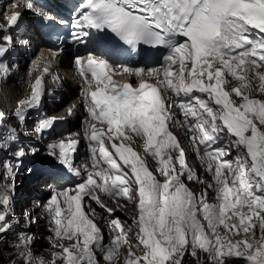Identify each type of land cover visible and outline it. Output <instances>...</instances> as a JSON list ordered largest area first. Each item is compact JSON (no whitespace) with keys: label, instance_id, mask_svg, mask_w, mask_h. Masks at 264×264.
<instances>
[{"label":"snow or ice","instance_id":"6c2138e0","mask_svg":"<svg viewBox=\"0 0 264 264\" xmlns=\"http://www.w3.org/2000/svg\"><path fill=\"white\" fill-rule=\"evenodd\" d=\"M21 4L45 25L67 24L35 0L5 7L7 27L0 36L5 82L10 68L3 58L13 47L10 30L22 21ZM74 12L69 32L74 45H87L93 33H111L128 54L142 56L140 45L166 54L159 67L114 63L92 52L74 58L90 120L83 130L89 157L74 163L81 133L47 144L56 174L79 180L74 188L54 191L44 205L52 246L60 249L51 264H264V0H81ZM53 35L59 43L47 51L55 62L64 40ZM117 74L128 79L117 83ZM45 75H51L47 67L19 102L15 116L21 128L42 102ZM227 77L238 82L230 91ZM57 122L40 119L37 138L54 133ZM173 126L185 130L211 181L188 166ZM138 142L143 154L134 148ZM39 151L26 149L19 130L5 126L0 112V152L14 158L0 165L9 181L0 185V242L10 228L16 171ZM186 181L203 190L193 192ZM211 193L214 203L208 202ZM100 194L120 208L132 206L131 222L122 221ZM90 201L106 214L108 243L98 221L89 218L100 215ZM27 220L36 222L31 215ZM132 232L139 252L129 245ZM32 241L19 234L9 264H45L34 256Z\"/></svg>","mask_w":264,"mask_h":264},{"label":"rangeland","instance_id":"374dc122","mask_svg":"<svg viewBox=\"0 0 264 264\" xmlns=\"http://www.w3.org/2000/svg\"><path fill=\"white\" fill-rule=\"evenodd\" d=\"M9 82H10V84H9ZM6 85H5V87H3V88H5V90L3 91V94H2V97L0 98V99H2V100H4V101H6V102H8V99H10V97L12 98H14V99H17L18 98V96H16L17 95V93L19 94V90H18V92L16 93V94H14V92L11 90V82H13V81H9ZM2 88V89H3ZM9 89H10V92H9ZM22 88H21V93H22ZM13 92V93H12ZM15 96V97H14ZM0 165H2V161H0ZM6 175H7V173H6V171L4 170V168L3 167H0V185H3V184H5V183H8L9 181H7V180H5V177H6ZM34 183V181H32L31 182V184H33ZM28 184H30L29 182H28ZM17 185L18 184H15V192H16V187H17ZM190 185L191 184H188V188L189 189H191L190 188ZM201 187V186H200ZM200 187L198 188V190H201L200 189ZM26 190V188L24 187L23 188V191H25ZM192 190V189H191ZM193 191V190H192ZM19 192V191H18ZM12 199H15L14 198V196L12 197ZM21 200L20 199H18L17 201H16V203H15V205L18 207L19 205H18V203H21L20 202ZM28 202H30V201H28ZM14 203V202H13ZM32 203H33V206H35V204H34V201H32ZM32 203H30V204H32ZM29 204V205H30ZM26 211H24V212H21L22 210H19L18 208H16V207H14L13 208V210H12V212H11V214L9 215V217H12L13 219H12V221L13 222H16V226H18V227H23L24 225H26V224H30V225H32L33 223H29L28 222V220H27V215H29V210L28 209H25ZM40 210L38 209V210H36V212H37V214L38 215H36V216H40L41 218H43V212L42 211H40ZM131 212L130 213H133V208L131 207V210H130ZM39 212V213H38ZM127 212V211H126ZM24 213V214H23ZM97 213H98V211H97ZM97 217H100L101 215H96ZM17 217H18V219H17ZM122 217H126L127 218V216L124 214V215H122ZM23 221V222H21V220ZM24 219H26L27 221H25ZM32 219H33V214H32ZM131 220V219H130ZM25 221V222H24ZM131 222V221H130ZM34 226V225H33ZM34 230L36 229L37 230V233H35V235L33 236V241H32V245H31V250H32V252H33V254H34V256L37 258V259H40V260H43V261H45V264H46V262L48 261V254L50 253V251H52V248H53V243H55L56 241L55 240H53V239H50V237H52L51 235H49V233H48V230H47V228H46V231L44 230V228H41L37 223H35V226H34V228H33ZM10 232H14L16 235H17V231L15 230L14 231V228L13 229H11L10 230ZM21 233V232H20ZM133 233V239H132V242H133V250L134 251H136V252H139V249L138 248H136L135 247V233L134 232H132ZM34 234V233H33ZM130 234V233H129ZM45 235V236H44ZM18 237V236H17ZM32 237V236H31ZM234 239H235V237H234ZM8 242V243H7ZM6 242V240H3V242H2V246L4 247V248H7L8 246H10L11 247V245H8V244H10L11 242H9V241H7Z\"/></svg>","mask_w":264,"mask_h":264},{"label":"bare ground","instance_id":"6f19581e","mask_svg":"<svg viewBox=\"0 0 264 264\" xmlns=\"http://www.w3.org/2000/svg\"><path fill=\"white\" fill-rule=\"evenodd\" d=\"M61 3H63V4H65V5H68L69 3H68V0H61ZM7 84V83H6ZM10 84V83H9ZM12 84V83H11ZM66 88L69 90V91H71V89H72V83L71 82H67V85H66ZM11 90L14 92V94H16L17 92H18V90H19V94L17 93V95L16 96H20L21 95V87L20 86H18L17 84H15V82H13V84L11 85ZM59 91V90H58ZM12 92V93H13ZM15 97V96H14ZM65 99L64 98H59V99H56V98H53V104L55 105V109L53 110V111H56L63 103H65ZM200 178L201 179H203V180H208L209 179V177H208V175L207 174H202L201 176H200ZM34 181V185H36L37 183L39 184L40 182H42V180L40 179V178H37L36 180H33ZM32 182V181H31ZM31 182H29L30 184H31ZM32 185V184H31ZM201 186V187H200ZM200 187V189L201 190H203V185H201V184H199V183H197V184H195L194 186L192 185V189L195 191V193L196 192H198V188ZM24 188V187H23ZM27 190H25L24 192H26ZM54 191H56L55 190V185H53V186H51V187H49V188H46L42 193H40V194H36V195H33L34 197H35V200H36V204H35V206H30L29 204L31 203V201L30 202H28L33 196H28L26 199L24 198V199H20L21 201V203H18V207H22L24 204H26V207L24 208V210L25 209H28L29 211H30V214L29 215H31V214H33V216H35V215H38L37 214V212H36V210H40V211H44V205L46 204V202L48 201V199L50 198V196L54 193ZM19 192H20V190H19ZM131 206H128V207H125V208H120L119 206H118V208H120V209H125V211H128V210H130L131 208H130ZM39 211V212H40ZM38 212V213H39ZM126 215L127 216V214L126 213H123V214H120L121 216L122 215ZM92 215H94V214H92ZM37 219H38V221L36 222L41 228H44V230L46 231V228H47V230H48V226L49 225H51L50 224V217L48 216V214H47V212H43V218H41L40 216L38 217L37 216ZM123 219L125 220V221H128L129 223H130V219H131V217H128L127 216V218L125 217H123ZM19 220V219H18ZM31 226H33V224L31 225ZM45 236V235H44Z\"/></svg>","mask_w":264,"mask_h":264},{"label":"trees","instance_id":"16d2710c","mask_svg":"<svg viewBox=\"0 0 264 264\" xmlns=\"http://www.w3.org/2000/svg\"><path fill=\"white\" fill-rule=\"evenodd\" d=\"M14 239H8V241L11 242L8 245H12L15 241ZM1 244L2 242H0V261H2V264H9L10 258L14 256V251L12 247L8 246L4 248ZM188 259L190 260L191 258L189 257Z\"/></svg>","mask_w":264,"mask_h":264}]
</instances>
